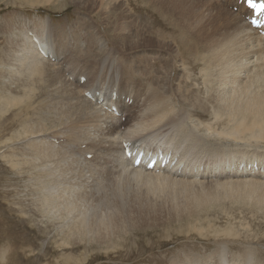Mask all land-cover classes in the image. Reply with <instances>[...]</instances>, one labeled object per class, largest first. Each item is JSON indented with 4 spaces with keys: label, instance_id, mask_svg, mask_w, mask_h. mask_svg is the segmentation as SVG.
<instances>
[{
    "label": "bare ground",
    "instance_id": "obj_1",
    "mask_svg": "<svg viewBox=\"0 0 264 264\" xmlns=\"http://www.w3.org/2000/svg\"><path fill=\"white\" fill-rule=\"evenodd\" d=\"M86 1L100 12L110 38L105 42L97 37L105 54L99 67L77 57L83 64L74 63L68 73L70 89L57 66L66 52L74 54L72 46L27 34L21 35L26 43L13 59L20 67L26 63L33 84L32 91L26 88L28 95L31 91L35 98L42 86L50 88L48 95L55 90L69 94V101L47 106L59 109L52 127L44 120L49 112L38 123H32L34 115L29 124L20 121L26 125L23 134L31 135L28 144L39 138L34 153L43 163L39 172L44 178L38 179L42 210L69 222L61 235L63 246L110 244L124 226L164 223L174 210H184L182 220L194 226L201 217L226 213L234 204L264 213V37L246 22L251 13L237 0H147L155 10L146 11L158 15L171 33L152 37L150 29L139 34L125 23L129 12L124 8L117 14V0H76L89 8ZM50 25L49 20L42 22L40 31L51 34ZM46 66L52 68L50 77ZM8 68L17 72L16 66ZM86 92L92 97H84ZM25 98L0 99L5 107L0 114L21 106L16 119H22ZM29 100L25 111L35 105ZM52 130L58 145L48 137ZM122 143L166 153L169 162L163 169L155 164L152 172L134 169L122 156ZM255 165L258 172L248 169ZM114 203L121 205L109 214ZM210 225L215 226L205 218L190 231L205 240L203 254L184 251L163 263L264 264V244L256 236L242 242L230 231L224 236L208 233L215 232Z\"/></svg>",
    "mask_w": 264,
    "mask_h": 264
},
{
    "label": "rangeland",
    "instance_id": "obj_2",
    "mask_svg": "<svg viewBox=\"0 0 264 264\" xmlns=\"http://www.w3.org/2000/svg\"><path fill=\"white\" fill-rule=\"evenodd\" d=\"M28 1L29 3L27 0H0V99H5L10 95L13 97L15 95V98L18 96L21 98L26 96L27 98L23 102L24 105L22 104V110H24L22 119H16L21 106L19 108L12 107L4 115L0 114V264H164L173 258V255L182 257L184 251L203 254L205 240L200 239L197 235H192L190 231L192 227L201 225L205 218L211 220L212 224L215 225H210V228L215 229L214 233L208 231L210 234L224 236L230 231L242 242H250L246 237L254 235L262 242L261 244H264V213L244 205L234 204L226 213L218 210L208 216L201 217L200 224L195 226L182 220L186 215L184 210H174L176 215L174 213L169 214L168 220L164 223L153 221L149 224H142L134 222L131 228L124 226L122 232H117L113 237L114 242L110 244L82 242L69 243L68 247L63 246L64 242L61 240V235L65 232L64 228L68 227L69 222L60 221L59 214L53 212L49 215L42 210L39 201L42 199L43 193L39 190L40 182L38 179L44 178L39 172L43 168V163L41 162L42 157L36 156L34 153V145L39 141V138L34 137L36 136L34 135L32 142L28 144L27 140L31 135L23 134L26 125L21 126V122L24 120L29 124L31 116L34 115L32 123H38L44 119L43 115L49 112L51 115L44 120L48 126L52 127L54 117H58L57 111L59 109L51 107L53 110H49L50 104L69 101V94L66 95L63 94L64 91L55 90L48 95L49 92H45L50 88L45 90L42 86L39 89L38 97L34 98L30 93L33 84L28 80L29 74H26V63L22 64L24 67H20L13 59L20 55L21 46L26 43L21 38L23 34H27L30 39L33 37L47 38L48 42L54 43L56 46L59 41L62 47L71 45L74 54L66 52V59L57 66L64 76V82L71 89L72 85L68 73L74 69V63L82 65L83 62L79 60L83 61L87 58L99 67L105 58V54L99 51L97 37L105 42H107L106 40L109 41L110 38L106 37V31L98 15L100 12L97 14L95 12L97 10L87 4V1L86 4L89 8L80 7L76 0H52L49 3ZM227 5L225 7L229 8ZM113 8L119 15L124 13L123 9L125 8L124 10L129 12L130 18L125 23L130 24L131 29L139 34H145L143 30L148 29H150L152 37L156 34L159 36L160 33V36L171 34L158 15H152L146 11L148 8H151V11L154 9L147 0H117L116 6ZM229 9L231 10V8ZM232 11L235 12V9ZM87 15L88 18H86ZM89 15L95 16L96 20L91 19ZM83 17L87 20L84 25L81 22ZM42 20H49L52 29L51 34L47 31H40L43 29L42 22L44 21ZM115 21L111 20L110 22L113 25ZM89 24L93 26L98 35L89 28ZM77 57L80 59L78 60ZM32 59L37 60L34 56ZM15 66L17 72L6 70L8 67ZM46 70L48 77L52 76V68L46 66ZM19 73H23V75H19ZM26 88L31 90L29 91L31 96L28 95ZM29 98L35 105L25 111L31 102ZM40 101H45L46 106L42 105ZM3 108L5 109L1 103V112ZM113 114L115 115L114 112ZM49 134L50 141L55 142L53 139V136L54 138L56 136L54 130L50 131ZM59 142L60 140L55 142L56 145ZM80 148H84V146ZM145 150L149 152V150ZM88 151L92 153L91 150ZM90 157L91 155L87 156L86 160L90 161ZM45 161L49 160L46 159ZM161 194L164 198L167 197L166 192ZM119 205L121 204H112L108 209L109 214L117 212ZM71 217L73 215L69 218ZM121 244L125 247L120 248Z\"/></svg>",
    "mask_w": 264,
    "mask_h": 264
},
{
    "label": "snow or ice",
    "instance_id": "obj_3",
    "mask_svg": "<svg viewBox=\"0 0 264 264\" xmlns=\"http://www.w3.org/2000/svg\"><path fill=\"white\" fill-rule=\"evenodd\" d=\"M247 4L250 8L255 9L257 11L264 10V3L257 4L254 2V0H247ZM126 148L128 147L127 145L125 146ZM126 155L131 156L132 153L130 151L126 152ZM137 164L139 163L138 160L135 161Z\"/></svg>",
    "mask_w": 264,
    "mask_h": 264
}]
</instances>
